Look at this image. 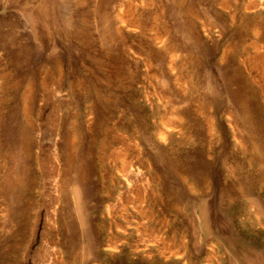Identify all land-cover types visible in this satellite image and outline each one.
Masks as SVG:
<instances>
[{
    "label": "rangeland",
    "instance_id": "374dc122",
    "mask_svg": "<svg viewBox=\"0 0 264 264\" xmlns=\"http://www.w3.org/2000/svg\"><path fill=\"white\" fill-rule=\"evenodd\" d=\"M259 50L264 0H0V264H264Z\"/></svg>",
    "mask_w": 264,
    "mask_h": 264
},
{
    "label": "bare ground",
    "instance_id": "6f19581e",
    "mask_svg": "<svg viewBox=\"0 0 264 264\" xmlns=\"http://www.w3.org/2000/svg\"><path fill=\"white\" fill-rule=\"evenodd\" d=\"M260 35L258 37H260ZM248 63L251 65L252 68L256 69L259 72L258 77H260L262 79V81L264 82V51H261V50L257 51L256 54L254 56H252V59ZM217 84H218V86L220 85L219 82H217ZM263 89H264V86H263ZM73 127H75L74 123H73ZM73 129H75V128H73ZM73 136H71V135L69 136V140H70L69 141V150H65L66 153H64V161H65V163H64V168H63V174L61 175L62 179L60 180L59 183H61V188H62V186L65 187L64 186L65 184H66V187H68V188L71 185L72 189L69 191L70 192V197H71V199L72 198L77 199V196H78V193H77V190H76V188H77V183L76 182L77 181L74 178L72 179V177L69 176V169H75L76 168V161H75V157H76V155H75V153H76V142L74 141L75 138L72 139ZM122 150H121V152H122ZM128 153H129V151L127 149L123 150L122 153L117 155V159L120 162L121 172L124 174V177L126 178V181L127 182H131L129 176H130L131 173H134L135 171H137V169H135V171H134L133 166L131 165V163L129 161V156H128L129 154ZM12 169H14V168H12ZM13 184H14V182H13V180L11 178L10 179H6L5 188L11 189L10 186H13ZM131 189H132V193L134 195L133 196V203L134 204L131 202L133 204V206H132L133 211L135 212L136 215L137 214L140 215L141 218H146L147 214L152 213V212H149V211H148L149 213L147 212L146 206L143 205L145 203V200H144L142 194L139 192L138 188L136 187V189H135V186L131 185ZM126 203L127 202H125V204ZM131 203H129V204H131ZM125 207L127 208L126 205H125Z\"/></svg>",
    "mask_w": 264,
    "mask_h": 264
}]
</instances>
